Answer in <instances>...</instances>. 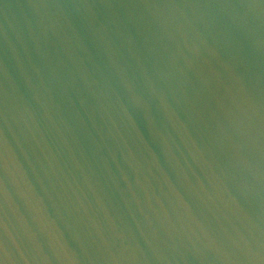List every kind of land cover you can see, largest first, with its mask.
I'll list each match as a JSON object with an SVG mask.
<instances>
[{
  "label": "water",
  "instance_id": "water-1",
  "mask_svg": "<svg viewBox=\"0 0 264 264\" xmlns=\"http://www.w3.org/2000/svg\"><path fill=\"white\" fill-rule=\"evenodd\" d=\"M0 264H264V0H0Z\"/></svg>",
  "mask_w": 264,
  "mask_h": 264
}]
</instances>
